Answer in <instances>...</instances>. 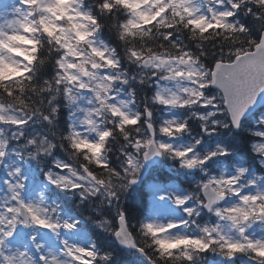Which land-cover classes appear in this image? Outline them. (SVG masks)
<instances>
[{
  "label": "snow or ice",
  "instance_id": "obj_1",
  "mask_svg": "<svg viewBox=\"0 0 264 264\" xmlns=\"http://www.w3.org/2000/svg\"><path fill=\"white\" fill-rule=\"evenodd\" d=\"M0 172V264H264V0H0Z\"/></svg>",
  "mask_w": 264,
  "mask_h": 264
},
{
  "label": "trees",
  "instance_id": "obj_2",
  "mask_svg": "<svg viewBox=\"0 0 264 264\" xmlns=\"http://www.w3.org/2000/svg\"><path fill=\"white\" fill-rule=\"evenodd\" d=\"M105 38L106 39L108 38V34L107 33H106ZM221 138L226 140V141L232 139V138H229V137H226V136H223ZM241 159H247V160H249V162H251V158H250L249 152L246 149L242 150ZM253 166L255 167L256 165L254 164ZM156 175L171 176L175 180V174L168 166H167V168L161 166L159 168V170L157 171ZM180 179L182 180L183 178H180ZM176 182H178V181H176ZM184 186L186 187V185H184ZM126 203H127V205L129 207H131V208H133L135 210V213L138 216L142 215V214H147L148 212L151 211V197H148V196H146L144 200H141L139 198V194L137 193L135 199L130 197V198H128ZM66 207H68L71 210L72 214H74V215L78 214L80 212H82V215L85 216V217L89 216V215H92V211H91L90 208L86 209V210L77 209L76 205L72 201H68V203L66 204ZM88 227H89V229H91V225H89ZM93 238H95V237H93ZM130 257H132V256L129 255L128 263L130 262ZM211 257H209V258H211ZM126 258H127V252L125 251L124 253L121 254L120 259L125 262Z\"/></svg>",
  "mask_w": 264,
  "mask_h": 264
},
{
  "label": "rangeland",
  "instance_id": "obj_3",
  "mask_svg": "<svg viewBox=\"0 0 264 264\" xmlns=\"http://www.w3.org/2000/svg\"><path fill=\"white\" fill-rule=\"evenodd\" d=\"M226 137H228V136H226ZM229 138H231V137H229ZM155 174H157V172L155 173ZM3 175V173H1L0 172V176H2ZM182 178V177H181ZM186 185V184H185ZM187 186V185H186ZM209 257H211V254H208V258ZM128 259H129V254L127 253V258H126V260H125V262L124 261H122L123 262V264H136V261H137V257H134V256H132V257H130V262L128 263ZM213 258L211 257V258H209V260H212ZM218 259V258H217Z\"/></svg>",
  "mask_w": 264,
  "mask_h": 264
}]
</instances>
